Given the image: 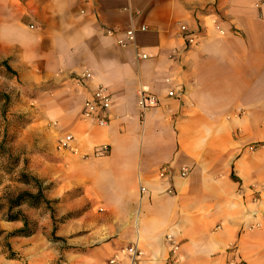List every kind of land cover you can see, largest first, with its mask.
I'll return each mask as SVG.
<instances>
[{
    "label": "crops",
    "instance_id": "1",
    "mask_svg": "<svg viewBox=\"0 0 264 264\" xmlns=\"http://www.w3.org/2000/svg\"><path fill=\"white\" fill-rule=\"evenodd\" d=\"M181 27L201 33L186 51ZM128 29L136 48L118 44ZM99 86L106 124L81 117ZM141 90L159 100L144 116ZM0 110L20 153L0 184L4 233L24 223L4 220L2 195L38 191L25 173L48 186L15 213L38 227L67 216L53 230L65 264H165L166 236L175 264H264V148L247 147L264 144V0H0Z\"/></svg>",
    "mask_w": 264,
    "mask_h": 264
},
{
    "label": "rangeland",
    "instance_id": "2",
    "mask_svg": "<svg viewBox=\"0 0 264 264\" xmlns=\"http://www.w3.org/2000/svg\"><path fill=\"white\" fill-rule=\"evenodd\" d=\"M5 110H0V127L3 126V120H5ZM13 120L18 121V119L15 117ZM8 136L9 134H3L2 137V129H0V184L6 182L8 180L7 176H5L11 169H12V163L13 160L20 158V153L13 150L8 142ZM264 148V144L259 143L258 145L255 144H249L247 145L248 148L251 150H254L256 148ZM42 184V182H41ZM48 184H42V187H47ZM10 195L12 193H6L5 195H2L3 199H6L7 204L10 200L15 199L11 198ZM42 197V195H41ZM260 198V191H255L251 195V201L257 202ZM44 202L43 197L39 200H33L32 197H29L26 199L25 203L32 206V203H36L33 207H38L40 203ZM54 204V201H48L45 209L48 211L51 208V205ZM4 203L0 202V211L4 210ZM9 207V204H8ZM16 209L13 208L12 211H8V209H5V212L3 213L4 220H10L11 216H14L16 213ZM26 218V217H25ZM67 216H64L63 218L59 220H51L50 223L47 225L39 226L37 225L36 221L32 218H26V228H22L23 233L21 235L14 236L12 235L13 232L4 233L0 230V256L4 257V259L7 261L14 260L18 261L19 264H30V263H46V260L50 261L51 256L49 255L51 248L59 249V256L56 257L54 260V263L56 264H65V258L63 256V252H68L70 250L69 246L66 244V241L63 239V241H60L58 238H56L53 235V230L55 229V226L59 222H61L63 219H66ZM40 233H36L37 230H40ZM50 229V230H49ZM18 231V230H17ZM16 232V231H14ZM27 238V239H23ZM59 243V245L57 244ZM36 249L32 252L38 251L37 253L39 256H32V252H30V255L25 256L23 250L26 248ZM23 253V255L21 254ZM25 256V257H24ZM115 263V257H112L111 259L107 260L103 264H114Z\"/></svg>",
    "mask_w": 264,
    "mask_h": 264
},
{
    "label": "built area",
    "instance_id": "3",
    "mask_svg": "<svg viewBox=\"0 0 264 264\" xmlns=\"http://www.w3.org/2000/svg\"><path fill=\"white\" fill-rule=\"evenodd\" d=\"M145 29H146L145 26H141L139 30L144 31ZM181 32L184 41V45H183L184 51L198 44L201 37L200 31H187L185 27H181ZM104 34L113 35L115 34V31L113 29L105 28ZM124 35H125L124 40H119L118 44L124 49L128 47L136 48L135 30L128 29L125 31ZM137 57L140 59H146L147 55L142 53L137 55ZM87 77L88 74H83L75 77L74 81L77 85H80L83 83V80ZM167 95L168 97L178 98L180 94L173 90H170L168 91ZM158 102L159 100L155 95L145 90L139 91L137 105L140 111V115L144 116L145 112L150 108L157 106ZM110 103H111L110 95L106 92L104 87L99 86L96 89H94V91L91 93V95L88 98L84 100L81 108V117L83 119L96 122L98 124H106L107 123L106 113L110 107ZM69 138L70 137H67L66 139L69 140ZM105 151L106 149L103 148L97 150L94 154L99 155ZM186 173H187V169L184 168L180 169L179 171V175L181 177H184ZM158 175L160 177H164L167 175V167L165 165L159 168ZM166 240L169 242L170 245V251H169L170 255L165 264H175L177 262L178 245L174 243V241L171 239L170 236H166ZM127 252L132 257V263L135 262L136 259H138L139 251L136 245H132L128 247Z\"/></svg>",
    "mask_w": 264,
    "mask_h": 264
},
{
    "label": "trees",
    "instance_id": "4",
    "mask_svg": "<svg viewBox=\"0 0 264 264\" xmlns=\"http://www.w3.org/2000/svg\"><path fill=\"white\" fill-rule=\"evenodd\" d=\"M18 160L17 159L13 160L12 169L18 164ZM20 178L23 179V181L25 183L32 184L33 186L37 187L38 191L33 196L28 194V193H26V192H22V193L18 194L15 197V199L9 201V203H8L9 204L8 211H11L13 208L21 205L29 197H32L33 200H39V199L42 198L41 195H42L43 187H42V184H41L40 181L36 180L35 178L27 176L25 173H22ZM35 204L36 203H32V206H35ZM16 219H21L22 222L24 223V227L23 228H26V218H25L24 215H22L20 213H16L14 216L10 217V220H16ZM22 230L23 229H20V230H18L16 232H13L12 235H14V236L21 235L23 233Z\"/></svg>",
    "mask_w": 264,
    "mask_h": 264
}]
</instances>
